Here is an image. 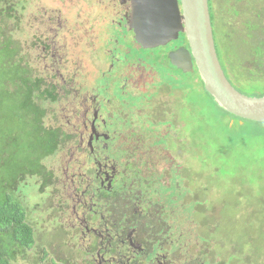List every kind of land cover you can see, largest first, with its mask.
Wrapping results in <instances>:
<instances>
[{
  "label": "flooded vegetation",
  "instance_id": "obj_1",
  "mask_svg": "<svg viewBox=\"0 0 264 264\" xmlns=\"http://www.w3.org/2000/svg\"><path fill=\"white\" fill-rule=\"evenodd\" d=\"M16 1L22 12L25 3L35 9L29 52L13 56L16 98L35 111L19 121L32 134L22 145L28 158L7 167L5 193L32 181L40 199L33 238L43 224L56 228L85 264H229L214 257L224 245L198 233L205 200L187 146L196 127L182 78L196 74L197 88L200 77L192 60L186 73L170 61L189 52L184 34L154 48L136 42L133 21L146 32L151 0ZM69 41L80 45L72 62ZM11 136L6 145L17 144Z\"/></svg>",
  "mask_w": 264,
  "mask_h": 264
},
{
  "label": "rangeland",
  "instance_id": "obj_2",
  "mask_svg": "<svg viewBox=\"0 0 264 264\" xmlns=\"http://www.w3.org/2000/svg\"><path fill=\"white\" fill-rule=\"evenodd\" d=\"M19 4L16 0H0V150L4 149L3 157H0V203L3 198L17 204L18 199L25 208L26 224L34 229L40 227L35 223L38 213L34 211L35 203L40 199L33 190L32 181L28 182L31 187H15L12 197L10 194L6 197L5 184L2 185L6 180L7 167L15 168L28 158L27 152L22 149L23 132H27L25 126L21 122L17 126L14 123L11 125L3 121L2 117L9 108L4 106V101L8 100L4 97L5 87L12 97L17 96L15 50L28 54L34 31L31 28V16L35 9L25 3L22 12ZM210 5L211 8H218V11L214 10L212 28L216 52L227 79L244 95L264 96V70L252 64L254 57L251 56L254 48V53L257 50L255 45L258 37L262 39L264 34L255 33L254 37L245 27L247 21L250 26L255 21L261 28L264 27V0H211ZM67 12L65 16L70 21L71 10ZM224 13L226 16L223 19L221 15ZM257 13L260 15L256 16ZM76 41L72 39L73 43ZM79 46L73 47L71 44V62L78 55ZM129 52L136 53L130 49ZM183 76V84L187 85L184 104L191 108L189 113L185 111L186 117L193 123L195 121L196 127L187 146L191 159L199 160L200 196L205 200L199 213L201 226L205 228L201 227L198 233L211 239L214 237V240L224 245L227 253L224 252L221 258L214 256L219 261L227 262L229 255L236 254L237 260H231L229 264H264V123L248 122L239 126L213 104L202 86L195 88L196 74ZM6 131L14 135L17 144H5ZM192 131L190 124L182 130L188 134ZM8 137L13 138L11 134ZM42 227L40 236L38 232L33 246L24 252L18 264H52L60 260L64 261L61 262L63 264H85L81 260L83 256L67 246L68 242L67 245L62 243L57 233L55 238L53 232L56 228L47 229L46 224ZM216 246L214 241L212 253Z\"/></svg>",
  "mask_w": 264,
  "mask_h": 264
},
{
  "label": "water",
  "instance_id": "obj_3",
  "mask_svg": "<svg viewBox=\"0 0 264 264\" xmlns=\"http://www.w3.org/2000/svg\"><path fill=\"white\" fill-rule=\"evenodd\" d=\"M146 12L149 17L145 23L146 32L140 22L133 21L138 44L144 48L164 46L183 33L189 52H185L182 60L181 50L176 51L170 55L171 63L186 73L192 71V60L204 91L220 109L239 119L240 125L243 121L264 123V96L252 97L237 91L218 61L208 0H151Z\"/></svg>",
  "mask_w": 264,
  "mask_h": 264
},
{
  "label": "trees",
  "instance_id": "obj_4",
  "mask_svg": "<svg viewBox=\"0 0 264 264\" xmlns=\"http://www.w3.org/2000/svg\"><path fill=\"white\" fill-rule=\"evenodd\" d=\"M214 9V7H212ZM218 11V8L214 9ZM209 13H210V4H209ZM236 14V12H233ZM223 19L226 16V13L221 15ZM211 18V26L214 16L210 15ZM229 24V21L226 22ZM247 28L249 31L253 32V36L255 37V33L264 34V27H260L259 25L255 24L254 21L252 22V26H250V22H246ZM261 32V33H259ZM257 50L251 54L254 59L252 64L256 67H259L264 70V37L261 39H257L256 45ZM247 61V60H246ZM251 61V60H250ZM249 61V62H250ZM16 78V72L14 74V79ZM200 86L203 88L202 81L200 80ZM204 90V89H203ZM6 95V94H5ZM260 97V96H259ZM8 100L4 101V106H8L9 108L7 111L2 115L3 121L10 122L9 124H13L15 121L19 122L20 120L24 119L25 121L31 120L29 115L32 114L35 109L34 106L30 101L27 100H17V98L12 97L10 94H7ZM213 100V99H212ZM213 104L215 105L214 101ZM3 106V108H4ZM219 108V107H218ZM222 110V109H221ZM229 117L239 123V119L231 116L230 114L226 113ZM250 121H243V124H246ZM16 124V123H14ZM243 124H239V126H243ZM9 136L11 133L8 131L4 132ZM32 134L29 132H24V141L29 139ZM26 150V148H24ZM4 149L0 150V157H3ZM3 179H1L2 182ZM5 184V181L2 182V185ZM7 197V196H6ZM8 199L3 200L0 203V264H18V262L22 259L24 252L27 249L31 248L34 244L33 232L32 229L26 224L25 219V209L18 204L10 203L7 201ZM6 201V202H5ZM263 242V240H262ZM241 251V250H240ZM236 254L229 255L228 259L237 260ZM54 260L52 259L51 262ZM64 263L63 260H60ZM228 261V263H229ZM63 264L61 262L54 261L52 264Z\"/></svg>",
  "mask_w": 264,
  "mask_h": 264
},
{
  "label": "clouds",
  "instance_id": "obj_5",
  "mask_svg": "<svg viewBox=\"0 0 264 264\" xmlns=\"http://www.w3.org/2000/svg\"><path fill=\"white\" fill-rule=\"evenodd\" d=\"M213 40H214V38H213ZM215 43V42H214ZM216 50V49H215ZM217 54V53H216ZM225 74V73H224ZM227 78V77H226Z\"/></svg>",
  "mask_w": 264,
  "mask_h": 264
}]
</instances>
